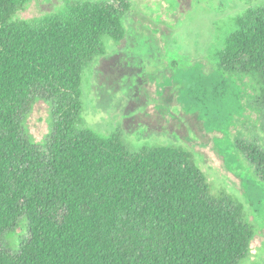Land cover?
<instances>
[{"label": "trees", "instance_id": "trees-1", "mask_svg": "<svg viewBox=\"0 0 264 264\" xmlns=\"http://www.w3.org/2000/svg\"><path fill=\"white\" fill-rule=\"evenodd\" d=\"M29 1L0 0V264H241L253 237L244 206L213 194L191 152H132L117 133L82 127L83 80L108 41L125 38L130 0H68L57 14L24 20L19 13ZM195 1H151L156 14L144 42L174 69L157 97H167L169 81L183 70L179 106L221 135L216 149L225 143L226 153L237 154L232 161L242 155L264 181V150L228 137L233 121L251 119L249 109L264 121V2L216 23L212 62L175 60L168 22L182 21ZM197 67L202 72H188ZM212 76L219 80L210 85ZM229 95L238 109L222 116ZM39 102L51 113L36 140L27 120ZM262 191L245 188L256 196V211ZM22 225L28 236L12 253L3 240Z\"/></svg>", "mask_w": 264, "mask_h": 264}, {"label": "rangeland", "instance_id": "rangeland-1", "mask_svg": "<svg viewBox=\"0 0 264 264\" xmlns=\"http://www.w3.org/2000/svg\"><path fill=\"white\" fill-rule=\"evenodd\" d=\"M67 1L30 0L19 17L34 20L57 14L65 8ZM151 1L154 0H130L131 9L124 18L125 38L119 45L108 41L107 54L97 59L92 72L86 74L83 80L82 127L104 136L117 133L132 152L140 151L144 146H175L191 152L195 164L210 182L213 194L244 206V222L251 226L253 237L248 256L241 264H264V199L255 213L250 202L255 199V194H249V200H246L243 185L230 174L216 149L214 139L221 135L207 132L195 114L186 115L179 106L177 97L182 88L179 80H184V71L177 73L178 80L169 81L172 84L164 91L167 97H157L158 85L171 78L174 69L171 59L165 64L144 42L149 36L148 26L156 14L150 11ZM262 2L264 0H196L182 21L174 22L171 21L174 18L170 17L167 32L172 58L179 60L180 57H187L212 62L208 50L215 41L216 23ZM202 70L197 67L188 72ZM210 73L212 70L206 71L207 75ZM224 75L232 77L228 73ZM218 80V77L212 76L210 85ZM234 80L240 88L245 87V79ZM223 104L222 116L238 109V100L230 95ZM249 110L246 114H250L251 119L233 121L228 137L234 143L240 139L264 150V121L258 120L256 114ZM50 113L49 104L39 102L28 118L27 127L36 140H41L47 133ZM27 236L26 226L22 225L5 236L3 246L16 253Z\"/></svg>", "mask_w": 264, "mask_h": 264}, {"label": "flooded vegetation", "instance_id": "flooded-vegetation-1", "mask_svg": "<svg viewBox=\"0 0 264 264\" xmlns=\"http://www.w3.org/2000/svg\"><path fill=\"white\" fill-rule=\"evenodd\" d=\"M231 142L234 143L233 141ZM227 143L230 144V142H227ZM223 146L226 147L227 145H225V143L222 145L219 144L218 146L219 150L217 149L222 158V162L224 163V166L227 168L230 174L241 182L244 188V192H245V188L246 189L248 188L249 183H253L255 185H259L260 187H262V190H263L262 193L264 194V181L260 178L259 173L256 170V168L252 165H249L246 162V160L243 159L242 155H239L237 158H234V161H232L231 160L232 156L234 155V157H236L237 154H235V151L233 149H228V148H227L228 153H226V151H224L223 149ZM245 198L246 200H249V195L245 194ZM262 203H263V200H262ZM252 209L255 213L259 211V210L256 211L255 208L253 207Z\"/></svg>", "mask_w": 264, "mask_h": 264}]
</instances>
